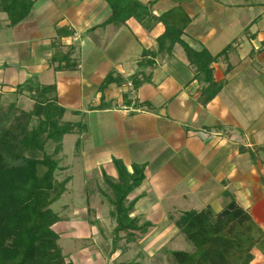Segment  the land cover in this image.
Segmentation results:
<instances>
[{
	"label": "crops",
	"instance_id": "obj_1",
	"mask_svg": "<svg viewBox=\"0 0 264 264\" xmlns=\"http://www.w3.org/2000/svg\"><path fill=\"white\" fill-rule=\"evenodd\" d=\"M159 3L163 6L157 10ZM172 5L170 0H157L151 10L159 15ZM182 5L191 21L181 38L186 36L198 42L199 46L192 48L205 47L214 55L225 44H232L227 61L221 59L211 64L214 81L222 82L223 86L206 105L200 103L201 84L194 79L193 68L180 46L174 45V56L168 55L163 60L157 54L152 66H144L140 71L135 69L142 49H155V35L161 32L157 24L147 31L134 19H129L120 26L90 29L110 14L108 5L102 0H36L28 17L17 25L8 28L5 21L0 20V84H8L4 86L5 91L11 94L17 84L31 75H46L44 81L36 83H54L59 104L71 109L84 108L85 113H89L92 124L86 133L94 137L92 141L89 139L87 154L94 162L92 164L100 167L101 173L104 171L116 179L112 157L121 159L128 170L132 163L145 166L144 180L131 193L132 197L139 196L133 210L148 214L154 224L150 223L142 237L129 242L120 240L114 253H110L111 230L102 225L105 232L102 236L96 227L86 236L92 240L94 248L84 247L71 259L62 251L74 264H177L171 252L186 251L182 237L192 244L175 225L179 213L200 210L207 205L218 206L222 199L226 201L224 205L231 198L237 201L262 230L264 241V0H190ZM224 9L226 19L219 16L220 10L223 12ZM244 13L249 14L248 22L236 32L233 31L236 27L229 31L232 36L228 43L226 35L229 33L220 24L226 21L230 25L234 22L240 25V14L243 16ZM214 14L219 15L214 17ZM3 25L5 29L1 28ZM63 27L73 29L74 33L59 37L56 28ZM187 28H190L189 32L185 31ZM215 39L216 43L223 39L220 46L216 45ZM70 46L73 47L71 57L78 60V67L55 71L50 63L51 55L54 50L65 52ZM227 64L231 66L229 70ZM157 68L161 71L155 70ZM109 72L118 74L122 83H112L100 92L99 84ZM135 74L139 80L147 75L149 80L145 83L148 84L135 89L129 80V76ZM163 75L167 80L159 82ZM241 75L247 77L246 82H235L234 79ZM169 79L174 82L173 91L160 87V83ZM260 84L262 89L258 87ZM101 97L105 109H88L99 105ZM102 115L107 117L98 127L96 122ZM113 122H117L122 130L115 133L116 138L109 146L108 143L104 146L101 140ZM161 123L167 126L168 132L159 130ZM155 131L165 135L161 142L150 148L142 141L138 144L145 134L148 136ZM198 131L209 135L215 131L218 136L214 140L202 139L196 134ZM178 133L180 137L183 135L180 146L175 138ZM128 137L129 141L125 143ZM146 147L149 149L147 155L137 159ZM133 150L135 153L131 155ZM191 178L212 183L214 198L211 205L185 210L182 205L176 206L172 202L176 199L185 206L188 200L191 201L186 183ZM150 195L156 198L153 203L147 200ZM223 206L211 208L218 212ZM96 210L94 208V212ZM69 217L65 216L62 221L71 220L73 224L83 225L80 221L84 219L80 216H73V220ZM89 220L91 218L87 216L88 225ZM93 220L98 222L100 219ZM156 222L161 225L157 226ZM193 250L192 244V249L186 252ZM263 252L253 247L249 264H264ZM256 255L258 259H255Z\"/></svg>",
	"mask_w": 264,
	"mask_h": 264
},
{
	"label": "trees",
	"instance_id": "obj_2",
	"mask_svg": "<svg viewBox=\"0 0 264 264\" xmlns=\"http://www.w3.org/2000/svg\"><path fill=\"white\" fill-rule=\"evenodd\" d=\"M35 1L0 0V12L6 15L7 25L13 27L25 20ZM102 1L108 5L110 14L91 30L109 24L120 26L134 19L143 29L151 31L159 23L162 31L155 37V49L143 48L138 63L152 66L157 54L165 52L170 55L172 47L178 43L193 66L194 79L201 84L200 103L206 105L222 89L223 83L214 81L211 64L220 57L227 61L232 44L212 55L207 48L194 49L181 39L191 21L182 4L190 0H170L173 5L159 15L151 10L157 0L145 3L140 0ZM56 32L63 37L72 35L74 30L63 27L56 28ZM72 51V46L65 52L54 50L50 63L55 71L78 67V60L71 57ZM230 68L227 64L226 69ZM136 75L132 80L134 87L141 82ZM112 83L120 84L122 79L118 74L109 72L99 84L100 92ZM11 94L29 97L33 100V107L29 111L20 110L16 121L9 126L4 120L7 119V111L14 109V104L10 103L7 111H2L0 107V264H74L62 253L58 244L59 234L52 228L65 216L58 215L52 205L66 191V184L72 178L71 174L57 178L58 172L65 170L58 159L62 138L66 134L86 133L87 125L85 122L62 120L67 110L57 101L54 83L38 84L26 80L17 84ZM105 108L103 97L99 105L88 107ZM70 112L86 114L76 109ZM32 117L36 118V123L31 126ZM48 142H52L53 146L51 151L46 152ZM80 143L77 138L76 149ZM111 163L116 179L104 171L101 175L112 193L107 195V199L111 206L109 216L115 222L109 236L110 253H114L120 240L133 241L137 238L136 233L143 235L151 224L132 215L139 196L130 200L127 198L144 180V164L132 163L128 170L119 158L112 157ZM252 223L256 226L233 198L218 212L208 205L200 210L183 211L175 220V225L192 242L194 250L172 251L171 255L177 264H249L253 258L252 248L264 242L263 233H254ZM258 232L262 230L258 228Z\"/></svg>",
	"mask_w": 264,
	"mask_h": 264
},
{
	"label": "rangeland",
	"instance_id": "obj_3",
	"mask_svg": "<svg viewBox=\"0 0 264 264\" xmlns=\"http://www.w3.org/2000/svg\"><path fill=\"white\" fill-rule=\"evenodd\" d=\"M140 1L146 2L147 0H140ZM240 1H242V0H240ZM34 6L37 7L38 5L35 4ZM162 6H163V4L159 3V5L157 6V10H158V7H162ZM223 8H224V6L221 7V9H223ZM155 9L156 8H154V10ZM219 14H214L213 16L214 17H217L218 15L220 17L224 16V18L226 19V16H225L226 15V10L225 9H224L223 12H222V10H220ZM240 16H241L240 17L241 20H239V22L241 21L240 25L238 23L234 22V21H233L234 24H232V25H230V23H228L226 21H224L223 23L220 24V26L225 31H228L229 35L228 34L226 35L227 38L232 36V33L229 32V31L232 32V30H231L232 28L236 27L233 30V31L236 32V30H239L241 27L243 28L244 25H246V23L248 22V17H249L248 13H244L243 16L240 14ZM244 16H246V17L244 18ZM0 20L1 21H5L6 25L8 24L7 17H6V15L4 13H0ZM131 22H135V21L131 20ZM109 25H111V24H109ZM2 27H3V29H5L4 25L1 26V28ZM7 27L10 28L9 26H7ZM113 27H116V26L113 25ZM157 28H159L162 31V26L159 23L157 24ZM189 30H190V28L189 29L187 28L185 31L189 32ZM155 32H157V31H155ZM159 32L160 31H158V33ZM158 33H156L155 37L158 35ZM181 39L183 41L185 40L186 42L185 41L184 42L187 45H189L190 47L193 46V47L196 48V47L199 46L198 42H196L195 40H192L191 38H188L186 36H183ZM223 39L225 40L226 38H223ZM223 39L220 42H218V43H216L217 40L215 39L216 45L220 46L222 41H223ZM237 39L238 38H236V40ZM211 41H213V38L211 39ZM229 41H231V38H229V40L227 42L230 43ZM174 45L175 46L178 45V46L181 47V45H179L178 43H176ZM175 46L172 47V50L170 52L171 56H174L173 50H174ZM225 46H226V44L224 45V47ZM159 55L162 57L163 60H166L167 59L166 56H168L165 52L161 53ZM221 59H223V58L220 57L218 60H221ZM186 60H187V58H186ZM175 61H177V59H175ZM136 62L137 63L135 65V69H138L137 71H140L144 67L143 63H138V61H136ZM189 66H192V64L189 63ZM10 68H15L16 69V67H10ZM155 70L161 71V70H159V68H157ZM8 75H9V73H8ZM35 75H31L30 77H26V80L30 81V82H33V83L45 80V76L46 75L43 76V75H40V73L35 74ZM133 78L134 77L132 75L129 76V80L130 81H132ZM46 79H48V78H46ZM148 80H149V78H147V75H144V77L141 80L139 85L141 86L142 84H148V83H145ZM163 80H167L165 75L162 76V78L159 80V82H161ZM246 80H247V77L244 78V75H241V76L236 77L234 79L235 82H240V83H243L244 81L246 82ZM6 85H8V84H6L5 82L0 84V93H1V96H0V107L2 108V111H4V110L7 111L8 105L10 103H12V102L14 104V109L13 110L9 109L7 111L9 113L7 115V119L4 120L5 121V125L9 126L10 124H12V123H14L16 121L15 117L18 116V114L20 113V110L29 111V110L32 109L33 100L30 99L29 97L25 96V95H17V96H15V95L10 94V92L5 91ZM160 87L161 88L162 87L166 88V91L175 90L174 82L172 81V79H169L168 82L160 83ZM258 87H260V89H262L263 85L260 84V86L258 85ZM138 88H139V86L135 87V89H138ZM74 109H76L77 111H81V113L85 112L84 108H80L79 107V108H74ZM66 110L67 111L64 113V115L62 117V120H67V121H71V122H78V121L79 122H85L86 125H87V128H89V127L91 128L92 120H91V117H90L89 113L88 114H84V115L72 114L70 112L71 108H66ZM106 117H107L106 115L100 116L98 118L99 122H96V125L98 127H100L101 126V120L105 121ZM35 123H36V118L32 117L30 125L32 126ZM163 129L166 132L169 131L167 126L161 123V126L159 127V130H163ZM121 130H122V128L120 127V125H118L117 122H113L112 125H110V131L104 132L103 139L101 140V143L104 146H105V143H108V146H109L113 142V139L116 138L115 133L117 131L120 133ZM216 133L217 132L213 131L211 133V135H209V133L205 134V132H203V131L196 132V134H198V136L200 138L208 139V140L209 139H212V140L216 139V137L218 136V135H216ZM114 135H115V137H114ZM182 136L180 137V133L175 135V138L177 139V142H176L177 146L181 145ZM93 137H94V135L90 136L89 133H83L81 135H77L75 133L66 134L62 138V142H61L62 148H61L60 153L58 154L59 164L62 165V166H65V170L59 171L58 175H57V178L58 179H62L65 175L71 174L72 179L66 185L67 189L63 193V195L52 205L53 206V210L56 211V213L58 215H60V216H66L68 218L69 216L73 217L75 215H78V216H80L81 218L84 219L83 221H80V222H82L83 225H76V224L72 223L73 221L66 220V221L56 222L52 226L54 231H56L59 234V244H60V246L62 248V251L65 253V255H67V257L69 259H71L74 254L77 255V251L83 249L84 247L88 248V249L94 248L92 240L90 238H86V236H89V234H90L89 232H91L92 230H96V227H97L98 228L97 229L98 234H102V236H103L105 232L102 231V225H103V227L105 229L112 230V228L114 226V223H115L113 218H111L109 216V210L111 209V206H110V204L108 202L107 195H111L112 194L111 190H110L109 186L105 182H103L101 171H100V167H97V166L95 167L94 164H92L94 162H92L89 159L88 154H87V153H89L88 152L89 143H90L89 139H91V141H92ZM164 137H165L164 134H162V133L160 134L159 131H155V132L149 133L148 136L145 134V136L142 137L140 139V141H137V142H138V144H142L141 143V141H142L144 144H147L149 146V148H150L151 147L150 145H155L156 143H158V141L161 142L164 139ZM77 138H79V140H81V143L78 146V148L76 149L75 141H76ZM128 139H129V137L125 140V143L129 141ZM52 146H53L52 142L46 143L45 151L46 152L51 151L52 150ZM147 147H146L145 150H143L144 152H141L139 154V156H137V159H139V158L142 159V158L145 157V155H147V150H149V149H147ZM179 149H184V148H179ZM167 152L168 151L164 152V154H166ZM133 153H135L134 150L132 152H130L131 155ZM259 156H261V155H259ZM172 158H174V156H172ZM129 159L130 158H128L127 160H129ZM134 161L135 162H139L138 160H134ZM173 162H174V160H172V163ZM113 177L116 178L115 175H113ZM191 179L186 181V183L189 184V190L191 192V194L187 195V196L190 197V198L189 197L188 198L191 199V201L189 202V200H188V202L185 203L186 204L185 206H184L183 203L179 204V201H176V199H172L171 198L172 202H174L176 204V206L182 205L181 206L182 209H185V210H187V209H200L202 206H205V204L211 205L210 202H212V199L214 198L213 197L214 196V191H213L212 183L211 182L209 183V182L204 181V180L201 181V182H197V181H193V179L192 180ZM85 185H86V189L84 190L83 188H84ZM208 186H210V187H208ZM84 192L86 193V195L84 194ZM153 197L154 196L150 195V196L147 197V200L150 203H153L156 200V198L154 197L155 198L154 199ZM127 198H128V200H130L133 197L130 194V195H128ZM216 199H217V197H216ZM225 202L226 201L222 199L221 203L219 202L218 206L211 205V207L213 209H217L218 207L223 206L225 204ZM163 204H165V202H163ZM64 205L67 206L66 209H63ZM94 208H97L98 210H96V212H94ZM148 208H149V206H148ZM181 213H179V214H181ZM132 214H133V212H132ZM133 215L134 216H139L142 219V221H148V222L154 224V220H150L148 218V214H146V213H144L142 211H137L136 210V212L134 211ZM163 215H165V214H163ZM87 216L91 218V220H89L90 221V223H89L90 226L86 223ZM72 217H69V218L72 219ZM93 219H96V220L100 219V220H98V222H96ZM158 224L161 225V223L156 222L157 226H158ZM252 226H253L254 233H256L257 235H262V232H258L259 226L257 224H256L257 227L253 223H252ZM75 228H77L78 230H74ZM136 235H137V237H142L143 236L140 233H136ZM96 238L100 239L99 235H96ZM182 238H183L182 242L185 245L184 246L185 250L186 251L191 250L192 249V244L189 243L188 241H186L184 239V237H182ZM93 240H95V239H93ZM109 240H107V241L109 242ZM98 241H101V240H98ZM254 247L258 251H260L261 253L264 251V243H262V241L259 242L258 244H256ZM92 256H95V254H93ZM255 259H258L257 255L255 256ZM109 264H111V262Z\"/></svg>",
	"mask_w": 264,
	"mask_h": 264
}]
</instances>
